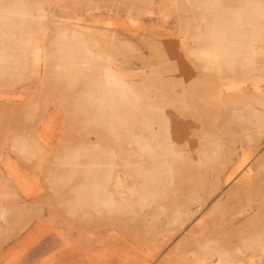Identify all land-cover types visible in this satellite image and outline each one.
I'll return each mask as SVG.
<instances>
[{"label": "rangeland", "instance_id": "1", "mask_svg": "<svg viewBox=\"0 0 264 264\" xmlns=\"http://www.w3.org/2000/svg\"><path fill=\"white\" fill-rule=\"evenodd\" d=\"M23 1L45 17L22 25L31 27L23 67L0 70V264H264V126L235 117L264 112V26L250 70L241 57L203 70L191 54L204 13L247 0L209 9L194 0ZM73 31L135 100L170 117L171 170L144 202L136 190L163 160L140 152L136 104L126 127L81 108L85 86L67 87L56 45ZM14 42L4 35L0 47ZM92 160L107 176L109 205L79 196Z\"/></svg>", "mask_w": 264, "mask_h": 264}, {"label": "bare ground", "instance_id": "2", "mask_svg": "<svg viewBox=\"0 0 264 264\" xmlns=\"http://www.w3.org/2000/svg\"><path fill=\"white\" fill-rule=\"evenodd\" d=\"M194 1L208 9L215 4V0ZM46 3L48 4L47 1ZM204 14L201 25L199 28L196 27L195 33L190 36L199 43V49L192 51L191 54L201 68L216 71L220 68L222 61H228L227 65L233 68L236 66L237 58L241 57V67L247 70L252 69L254 54L257 52L254 41L259 26H264V0H247L236 8H218ZM44 17L41 10L33 14L31 6L23 0L0 4V38L7 35L15 40L13 45L0 47L1 71L12 69L13 63L18 68L23 67L27 56L26 47L29 46V43L23 39H28L25 31L31 27L22 25L32 20L40 21ZM56 45L63 62L66 85L72 87L78 80L83 81L85 88L80 96L81 108L85 111L89 110L88 114L94 121L126 127L127 112L130 106L136 104L137 123L142 125L140 132H136V143L140 152L145 153L152 160H163L160 171L148 174L143 186L136 190V200L144 202L155 197L156 183H159L163 175L171 170L168 157L172 152L164 140L170 132V117L159 109L143 105L137 93L135 100L133 93L121 77L98 63L97 60H90L91 58L100 59V56L87 47L76 31L59 34ZM77 62L82 65L78 67ZM83 73H85L84 77ZM259 81L258 77H254L249 82L251 92L254 90L257 94L260 88ZM232 86H234L233 83ZM228 87L230 88L231 85ZM242 109L244 110L237 112L235 117L241 118L246 128L260 129L264 126L262 110L250 107ZM150 137L154 139V142L150 141ZM19 151L29 154V149L24 144L19 146ZM200 151L201 156L206 159L212 158L215 154V148H203ZM101 165L102 163L97 160L89 163L87 181L80 186L78 192L80 197L109 205L112 199L107 190V176L100 175L98 171ZM218 260L217 264H227L222 256H219Z\"/></svg>", "mask_w": 264, "mask_h": 264}]
</instances>
